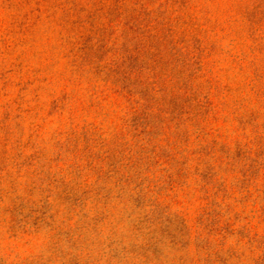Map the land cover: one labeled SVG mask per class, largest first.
Returning <instances> with one entry per match:
<instances>
[{"label": "rangeland", "instance_id": "obj_1", "mask_svg": "<svg viewBox=\"0 0 264 264\" xmlns=\"http://www.w3.org/2000/svg\"><path fill=\"white\" fill-rule=\"evenodd\" d=\"M0 264H264V0H0Z\"/></svg>", "mask_w": 264, "mask_h": 264}]
</instances>
